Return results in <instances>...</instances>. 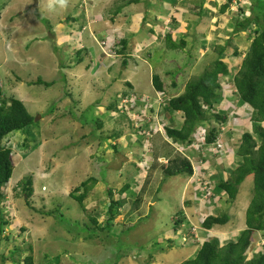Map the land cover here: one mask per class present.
I'll return each instance as SVG.
<instances>
[{
	"label": "rangeland",
	"instance_id": "1",
	"mask_svg": "<svg viewBox=\"0 0 264 264\" xmlns=\"http://www.w3.org/2000/svg\"><path fill=\"white\" fill-rule=\"evenodd\" d=\"M125 1L37 0L35 5V0H0V90L5 97L22 100L34 118V123L3 139L12 150L14 167L1 187L0 211L10 222L3 234L9 233V239L0 240V252L18 247L17 264L27 255L33 264H179L194 256L203 240L215 237L221 246L245 228L251 177L238 187L233 201L223 195L224 200L210 205L202 198L207 194L201 193L199 181L212 170L218 180L231 164L226 160L204 167L208 173L166 177L159 184L156 172L155 183L141 188L152 162L149 139L156 128L148 107L158 109L152 75L166 84L165 100L181 94L185 83L218 56L215 49L228 40L239 6L233 0H137L115 13ZM242 6L247 11V1ZM64 30V35L74 36L72 43L60 38ZM170 31L173 38L184 33L182 49L166 47L164 35ZM122 37L130 42L121 57L115 54L120 49L115 43ZM112 38L115 43L104 47L102 41ZM250 39L247 30L233 36L222 58H229L234 48L243 54ZM235 59L230 63L238 66L241 59ZM37 78L53 83L34 84ZM220 83L215 108L226 110L227 126L235 128H223L221 139L230 132L233 141L238 140L242 132H252V122L244 118L250 112L233 95L228 77H221ZM122 95L129 98L125 106L119 105ZM165 118L168 126L180 127L178 114ZM160 128L162 134L157 133L165 139ZM143 130L150 133L143 137ZM118 142L121 147L114 152L109 146ZM27 177L29 197L22 184ZM90 177L96 181H89L79 204L73 196L85 192L79 185ZM124 183L130 188L121 194L118 189ZM109 189L123 205L110 232L94 230L92 219L105 224ZM136 197L141 200L137 211ZM180 211L185 220L176 232L173 224ZM210 212H226L230 223L202 229L199 218ZM127 224L129 230L122 232ZM260 250L263 232L255 233L246 259ZM0 264L13 263L0 259Z\"/></svg>",
	"mask_w": 264,
	"mask_h": 264
},
{
	"label": "trees",
	"instance_id": "2",
	"mask_svg": "<svg viewBox=\"0 0 264 264\" xmlns=\"http://www.w3.org/2000/svg\"><path fill=\"white\" fill-rule=\"evenodd\" d=\"M133 2L136 3L137 0H126L117 7L115 13L121 12L122 6L124 7ZM226 7V4H224L220 10L223 12ZM238 9V16L230 26L231 32L228 40L224 45L215 49L218 54L216 59L198 76L190 78L185 83L181 94L170 97L164 105L165 116L170 117L171 114L176 113L182 119L180 127L166 126L164 131L169 139L180 143L183 149L173 148L171 143L158 133L153 134L149 139L152 162L146 169L145 180L141 187L143 190L147 188L151 181L153 182L156 179L154 177L156 172H158V184L166 177L182 174L193 176L201 172L208 173L201 166L210 164L213 167L217 164L216 155L223 156V153L230 150L234 151L233 156L235 155L237 161L236 164H233L235 166H227V170L223 171V176L218 172L220 174L218 180L213 174V170L209 176L201 180V185L207 180V189L212 194L208 198L212 201V196L218 195L217 192H220L225 194L229 201H233L236 199L238 187L246 178L251 177L253 182L251 199L245 212V228L237 234L236 239L228 240L221 246H219L218 239L215 237L203 240L194 256L179 264H264V250H260L251 258L246 259L247 249L251 247L255 233H264V125L262 124L264 123V0H251V6L247 12H244L240 6ZM246 30L250 33L251 38L247 50L242 54L237 48H234L229 58H222V54L229 47L232 37ZM164 42L166 47L172 50L182 49L186 44L184 33L183 35L181 32L176 33V38H173L171 31L165 33ZM115 44L120 45V49L115 52L116 54L122 55L127 50V39H118ZM78 52H80V49ZM235 58L241 59L238 66H233L230 63V59L234 60ZM122 63L124 65L125 62ZM221 77H228L231 82V91L235 93L241 103L247 104V111L250 112L247 121L252 122V132H242L240 138L234 141V136L232 137L229 134L230 132L228 135L226 133L222 139L220 138L222 149H219L213 145H215L214 143H216L222 130L219 126L226 125L227 122V114L219 112L215 108L222 90ZM151 80L155 90L166 92V84L158 74H153ZM33 83L48 87L52 85L53 81L47 83L37 78ZM172 84L175 85V83ZM127 85L131 87L128 82ZM110 108L111 106L107 105V109ZM113 112L116 111L113 110ZM212 121L214 124H211ZM32 123H34V118L28 112L24 102L12 96L5 97L0 90V203L2 199L1 187L9 181L14 167L12 150L4 146L3 139L11 132L24 129ZM100 126L101 123L98 124L99 128ZM199 126H207L203 140L199 142L201 148L198 147V150L195 151L188 147L185 151L184 149L191 143L198 142L197 136H194V134ZM142 135L144 137L143 133ZM119 145L121 147L118 142L111 144L109 147L116 152ZM214 147L216 150H213ZM139 156L134 155L133 157L138 159ZM144 161L148 162L146 157H144ZM136 164L131 165L135 166L136 170L140 169ZM92 179L93 182L96 181L93 177H90L81 182L79 186L84 187L85 192L79 196H73L79 204L84 200L88 183ZM22 184L26 195L29 197L32 192L31 178L23 179ZM129 188V184L124 183L118 189V192L122 194ZM78 189L79 187H76L75 191H78ZM154 189L156 190V188ZM108 194L110 200L105 224L100 225L96 219H92L93 224L96 226L94 230L110 232V226L114 227L113 220L118 214L117 210L123 205L120 200L113 198L112 189L108 190ZM140 203L141 200L136 197L135 211L138 210ZM51 213L54 212H47L48 215ZM184 220L185 214L182 211L178 212L177 219L173 224L174 231L178 232V228ZM8 222L10 220L4 218L2 211H0V240L5 239L7 241L9 239V233L7 236L3 235ZM199 222L202 229L209 231L214 225L225 226L229 224L230 216L226 212L213 213L208 214L203 219L199 218ZM130 225L123 226L122 232L128 231ZM18 251V247L10 249L8 254L1 251V262L17 264L18 261L14 258V255ZM136 255L139 256V254ZM23 264H33L32 256H25Z\"/></svg>",
	"mask_w": 264,
	"mask_h": 264
},
{
	"label": "clouds",
	"instance_id": "3",
	"mask_svg": "<svg viewBox=\"0 0 264 264\" xmlns=\"http://www.w3.org/2000/svg\"><path fill=\"white\" fill-rule=\"evenodd\" d=\"M233 1H236V5H238V6H240V8H242L243 10H244V12H247L248 10H249V8H250V6H251V4H249L248 2L250 1V0H245V1H247V11H245V7L244 6H242V2H243V0H233ZM36 4H37V0H36ZM120 13V12H119ZM119 13H117V14H119ZM113 34L114 33H112V36H113ZM114 37V36H113ZM123 38V37H122ZM113 39V38H112ZM109 39V40H107V46L110 44V42H115L116 41V39ZM125 39H126V37H125ZM72 43V42H71ZM70 46V45H69ZM116 54V53H115ZM117 55H119V54H117ZM119 56H121L122 57V55L120 54ZM155 90V89H154ZM156 91H158V90H155V92ZM158 92H161V93H163L164 94V92L163 91H158ZM233 95H235V93L233 92ZM238 98V97H237ZM166 99V98H165ZM168 100V99H167ZM167 100H166V102H167ZM218 103H219V100L217 101ZM166 104V103H165ZM232 104H234V103H232ZM232 104H230L229 106H228V108L230 107V106H232ZM235 105V104H234ZM218 106V105H217ZM227 108V109H228ZM245 108H247V104L245 103ZM218 111H219V108H218ZM163 118H164V120L166 121V125L164 126V128L166 127V126H168V124H167V120H166V118H165V113H164V107H163ZM220 112V111H219ZM222 112H225V113H227V111L226 110H224V109H222ZM228 114V113H227ZM228 122V121H227ZM227 122H226V125H220L219 127L221 128V129H223V128H226L228 131H229V129H230V127L231 126H227ZM249 122V121H248ZM218 125V124H217ZM169 126H171V125H169ZM206 127L207 126H199V127H197L196 128V130H195V134H194V136L196 135L197 136V139H198V142L197 141H195V142H193V143H191L189 146H187V148L189 147V148H191V149H193V150H195V151H197L198 149V147H200L201 148V144L199 143V142H201L202 140H203V136L205 135V132H206ZM163 128V129H164ZM155 134H157V133H155ZM159 134V133H158ZM161 134V133H160ZM164 135L166 136V133H165V131H164ZM223 134H222V132L219 134V136H218V138H217V141H216V143L217 142H220L221 143V140H220V138H221V136H222ZM167 138V139H166ZM166 138H165V140H171V139H169L167 136H166ZM172 142V141H171ZM170 142V143H171ZM216 143H214L215 145H213V146H216ZM171 145L174 147V148H178V149H183V147H181L182 145L180 144V143H176V142H172L171 143ZM174 145H176V147L174 146ZM195 145V146H194ZM215 148V147H214ZM214 150V149H213ZM224 150V149H223ZM233 159H234V157H233ZM203 169H205V168H203ZM195 175V174H194ZM200 183H201V180L199 181ZM206 184H207V182H203V185H202V187H203V189L201 190V193L203 194V196H205L206 194V196L204 197V198H207L208 199V197L210 196V194H211V192H210V190H208L207 189V186H206ZM212 195V194H211ZM206 199V200H207ZM205 200V201H206ZM203 219V218H202Z\"/></svg>",
	"mask_w": 264,
	"mask_h": 264
},
{
	"label": "built area",
	"instance_id": "4",
	"mask_svg": "<svg viewBox=\"0 0 264 264\" xmlns=\"http://www.w3.org/2000/svg\"><path fill=\"white\" fill-rule=\"evenodd\" d=\"M102 43H104L103 45H104V47H108L107 46V41H102ZM109 49V48H108ZM107 55H110V54H107ZM156 99H154V101L156 102H158V109H157V111H153L152 109H151V107L149 106L148 107V111L150 112V113H154L155 114V119H154V122L156 123L155 124V129H152L151 127L152 126H150V129H152V134L150 135V136H152L153 134H155V133H157V132H159V133H161L162 134V131H161V128L160 127H162V128H164V126L166 125V121L164 120L163 121V107H164V105H165V103H166V100H165V97H164V94L163 93H161V92H158V91H156ZM129 98H127L126 96H121V101H120V103H119V105L120 106H125L126 104H128L129 103ZM147 113V112H146ZM141 116V115H140ZM161 116V117H160ZM160 120H161V122H160ZM146 122L149 124V125H151L150 124V120L148 119V120H146ZM149 131V130H148ZM163 132H164V129H163ZM142 133H150V132H147V130H143L142 131ZM215 147H217V148H219V149H222V145H221V143L220 142H217L216 143V146ZM214 150H216L215 148H214ZM193 231H194V228H193ZM195 237H196V235H194ZM194 236L192 237V238H194ZM184 239V238H183Z\"/></svg>",
	"mask_w": 264,
	"mask_h": 264
},
{
	"label": "crops",
	"instance_id": "5",
	"mask_svg": "<svg viewBox=\"0 0 264 264\" xmlns=\"http://www.w3.org/2000/svg\"><path fill=\"white\" fill-rule=\"evenodd\" d=\"M65 31L66 30H64L63 31V33H61V36H60V38H62V37H65L66 39L67 38H69V41H67V42H69V43H71V42H73L72 41V38L74 37L73 35H72V37L70 36V34H67V35H64L65 34ZM1 33V32H0ZM76 38V37H75ZM130 41H128V43H129ZM120 55V54H119ZM244 118H247L246 116H244ZM248 122V121H247ZM238 128V127H237ZM230 129L232 130V129H235V128H233V127H230ZM236 130H238V129H236ZM233 153H234V151H232V150H230L229 152H227V153H223V156L222 155H216V157H215V160L216 161H218L219 163H221V162H223L224 160H226L227 162H231V164L230 165H228V167L229 166H231V165H233L234 164V159H233ZM222 165V164H221ZM206 166H209V167H211L212 168V166H210V164H208V165H203V166H201V168L203 169L204 167H206ZM195 175H198V173L197 174H195ZM199 185H200V189L202 190L203 189V187H202V185H201V183L199 182ZM215 194V193H214ZM213 194V195H214ZM223 195H225V194H221L220 193V195H214V196H212V201L208 198L206 201H204V203L206 202V203H209L210 205H211V203H213L214 201L215 202H219L221 199H223L222 197H223ZM194 198H195V196H194ZM202 198H204V197H202ZM203 200V199H202ZM224 200V199H223ZM214 212H210V214H213ZM203 215V214H202ZM189 221H191V220H189ZM187 222V221H186ZM191 224V223H190ZM179 232V231H178Z\"/></svg>",
	"mask_w": 264,
	"mask_h": 264
},
{
	"label": "water",
	"instance_id": "6",
	"mask_svg": "<svg viewBox=\"0 0 264 264\" xmlns=\"http://www.w3.org/2000/svg\"><path fill=\"white\" fill-rule=\"evenodd\" d=\"M36 1V0H35ZM36 5V3H35ZM156 199V196L152 197V199L150 200L151 202L154 201Z\"/></svg>",
	"mask_w": 264,
	"mask_h": 264
},
{
	"label": "bare ground",
	"instance_id": "7",
	"mask_svg": "<svg viewBox=\"0 0 264 264\" xmlns=\"http://www.w3.org/2000/svg\"><path fill=\"white\" fill-rule=\"evenodd\" d=\"M165 95V94H164Z\"/></svg>",
	"mask_w": 264,
	"mask_h": 264
}]
</instances>
